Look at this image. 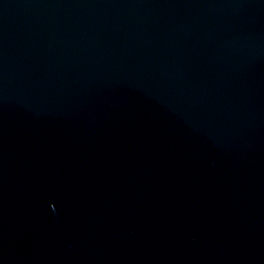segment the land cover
I'll return each mask as SVG.
<instances>
[{
	"label": "water",
	"instance_id": "water-1",
	"mask_svg": "<svg viewBox=\"0 0 264 264\" xmlns=\"http://www.w3.org/2000/svg\"><path fill=\"white\" fill-rule=\"evenodd\" d=\"M0 264H264V0H0Z\"/></svg>",
	"mask_w": 264,
	"mask_h": 264
}]
</instances>
